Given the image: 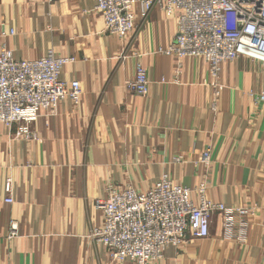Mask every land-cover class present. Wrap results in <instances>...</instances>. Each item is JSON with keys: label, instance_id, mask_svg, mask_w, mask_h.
Instances as JSON below:
<instances>
[{"label": "crops", "instance_id": "0c3cea01", "mask_svg": "<svg viewBox=\"0 0 264 264\" xmlns=\"http://www.w3.org/2000/svg\"><path fill=\"white\" fill-rule=\"evenodd\" d=\"M95 4L0 0V42L17 59L49 49L75 57L60 79L83 90L78 105L65 98L52 115L41 112L37 140L0 122V264H137L112 259L89 236L103 223L96 201L109 184L144 192L163 172L192 189L204 183L207 198L249 214L234 213L227 230L213 212L207 237H189L150 264H264V101L250 95L264 91V65L240 57L223 62L214 79L202 58L187 56L176 73L175 55L154 52L174 37V19L153 7L119 39ZM138 64L150 81L144 96L125 87ZM8 177L12 203L4 202Z\"/></svg>", "mask_w": 264, "mask_h": 264}, {"label": "built area", "instance_id": "2783aa9c", "mask_svg": "<svg viewBox=\"0 0 264 264\" xmlns=\"http://www.w3.org/2000/svg\"><path fill=\"white\" fill-rule=\"evenodd\" d=\"M153 7L175 21L176 33L170 43L154 52L175 55L176 73L180 72L181 59L187 56L202 58L214 79L223 62L240 57L264 65V0H96L95 4L105 31L119 39L135 28L137 13L144 18ZM9 33L13 35L14 31ZM75 60L73 56L57 55L52 49L37 59H17L0 42V122L8 127L16 124L18 138L37 140L33 125L42 111L52 115L65 98L74 105L80 103L83 90L79 81L60 79L62 68ZM149 85L147 71L140 64L134 77L125 83L129 91L142 96L148 94ZM250 95L254 102L264 101V91H251ZM209 151L201 154L202 162L209 161ZM181 159L177 155L173 161ZM12 182L10 177L5 180L6 203L13 202ZM193 191L198 193L197 202L191 198ZM106 193L105 199L96 201L103 223L92 228L89 236L105 246L112 259L137 264L163 259L168 247H179L189 237H207L215 211L223 214L227 230L234 213L249 214L248 209L207 198L204 183L192 189L173 181L166 172L144 192L130 185L118 188L109 184ZM9 229L8 237L17 235L14 222Z\"/></svg>", "mask_w": 264, "mask_h": 264}]
</instances>
